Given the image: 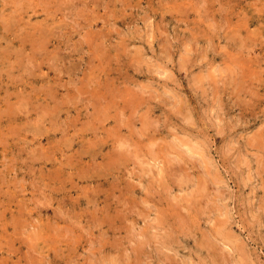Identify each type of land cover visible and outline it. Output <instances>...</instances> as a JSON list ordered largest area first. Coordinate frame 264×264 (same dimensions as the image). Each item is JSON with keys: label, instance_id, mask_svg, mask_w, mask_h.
Listing matches in <instances>:
<instances>
[{"label": "rangeland", "instance_id": "1", "mask_svg": "<svg viewBox=\"0 0 264 264\" xmlns=\"http://www.w3.org/2000/svg\"><path fill=\"white\" fill-rule=\"evenodd\" d=\"M0 264H264V0H0Z\"/></svg>", "mask_w": 264, "mask_h": 264}, {"label": "bare ground", "instance_id": "2", "mask_svg": "<svg viewBox=\"0 0 264 264\" xmlns=\"http://www.w3.org/2000/svg\"><path fill=\"white\" fill-rule=\"evenodd\" d=\"M12 19H13V18H12ZM7 22H8V21H7ZM44 39H45V38H44ZM35 52H36V51H35ZM97 84H98V83H97ZM53 95H54V94H53ZM96 96H97V95H96ZM96 96H95V97H96ZM99 100H100V99H99ZM110 101H111V100H110ZM111 102H112V101H111ZM119 140H120V139H119ZM122 145H123V144H122Z\"/></svg>", "mask_w": 264, "mask_h": 264}]
</instances>
